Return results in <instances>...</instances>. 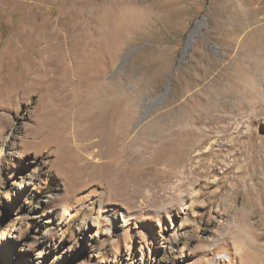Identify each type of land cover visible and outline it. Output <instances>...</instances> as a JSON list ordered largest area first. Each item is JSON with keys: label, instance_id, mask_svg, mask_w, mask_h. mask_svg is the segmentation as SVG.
I'll list each match as a JSON object with an SVG mask.
<instances>
[{"label": "rangeland", "instance_id": "obj_1", "mask_svg": "<svg viewBox=\"0 0 264 264\" xmlns=\"http://www.w3.org/2000/svg\"><path fill=\"white\" fill-rule=\"evenodd\" d=\"M263 39L264 0H0V264H264V102L242 106ZM34 66L76 67L74 97L30 88ZM94 96L134 145L90 144ZM49 119L66 155L35 137ZM190 150L195 180L170 175ZM115 168L129 191L101 181Z\"/></svg>", "mask_w": 264, "mask_h": 264}, {"label": "bare ground", "instance_id": "obj_2", "mask_svg": "<svg viewBox=\"0 0 264 264\" xmlns=\"http://www.w3.org/2000/svg\"><path fill=\"white\" fill-rule=\"evenodd\" d=\"M114 22H116L115 19L108 21V23H105L104 24V30L102 29L103 31L101 30V33L104 35L111 34L116 29V28H114ZM66 34H67V32H66ZM263 42H264V39H263ZM46 69L45 68L43 69L42 66L41 67L40 66H34L33 71L31 72L32 75L29 78V80L32 81L31 85H30L31 87L30 86L29 87L33 89L34 88L33 83H40V85L42 84L41 86H43V84L50 83L49 97H51L52 99H55L57 101L66 100V97L68 95H70L71 93H73V90H75V87H74V89H72V87L75 86V82H76V80L73 78V76L79 73L78 70L76 69V67H74V68H64V67L61 68V73L63 75H67V77H62V78L60 77V78H58L59 81L57 80L55 82V80L50 76L49 72L51 70L47 71ZM59 75H61V74H59ZM27 82L29 83V81H27ZM72 97H74V96L72 95ZM76 97H77V95H76ZM76 101H77V99H76ZM82 101H84V100H82ZM72 102H74V101H72ZM263 102H264V98L258 99V100L255 99L250 103L247 102L246 104L242 105L243 109L247 110V112L249 113L248 118H252V115H254L257 112V111H255L253 113V110H257L258 108H261V107L263 108V105H262ZM77 105H79V104H77ZM120 108H121L120 101L116 96H113L109 101H106L101 96H99V97L94 96V97L90 98L89 100H86V103H85L84 107L82 108V111H83V109L85 111V114L83 115V118H84L83 120L89 126L88 127L89 128V136H88L89 138L88 139L90 141V144L102 146V144H104L105 141H109V142L114 143L115 146H118L119 143L121 142V140L123 139V137L124 138L128 137L129 138V141H128L129 145H131V146L134 145V139H133L134 137L129 135L130 131H128V130L123 131L124 135H122L120 132V129H119V123L121 120ZM45 114L46 115L50 114L49 106L46 108ZM257 114H260V112H257L254 117H256ZM212 120H213V118H212ZM216 120H218V119H216ZM53 123L54 122L51 121L50 119L44 120L42 123H40L39 126L35 129V132H34L35 137L37 139H39L40 142H44L46 144H49L48 146L50 148H54L55 151L60 152L61 155L62 154L66 155L67 153L63 149V147L65 146L63 143L64 139L60 135L56 134V127H55V125H53ZM189 132L190 131H186V133H189ZM194 136H195V134H194ZM196 138H198V139L189 143V144H191V149L198 148L201 145L202 141L199 139L198 135H196ZM91 139H96V140L91 141ZM191 153H192V150H190V153H187V156L185 155L186 158L181 157L177 161V163L170 164L169 169H168V173L170 175H175L174 173L177 172V171H175L176 164H177L179 167H181V170H180L181 175H183V173L188 172L189 175L187 176V179L189 181H192V179L194 178V180H195L194 174L196 173V167H194V168L191 167L192 166L191 161L193 158V155H191ZM136 157H137L136 154L132 151V149L129 150V148H128V151L124 152V155H123L125 164H129V165H132L133 163H135ZM61 160H62V158H61ZM67 160L68 159L65 156L64 161H67ZM129 165H127V166H129ZM119 166H120V164H119ZM100 177L102 178L101 181L102 180L107 181L111 185V187L116 186L115 188H118L119 186H121V188L123 190H126V191H129L128 190L129 187L126 185V183H128L131 180H135L137 178V177H135L134 174L125 173L123 171H120L117 168H115L114 170L113 169L110 170L109 173H105V174L101 175ZM88 178L89 179H87V180H91L93 177L90 175ZM135 192H137V190H135ZM252 205L254 207V204H252Z\"/></svg>", "mask_w": 264, "mask_h": 264}]
</instances>
